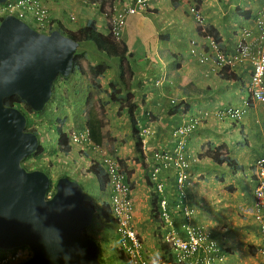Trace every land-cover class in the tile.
Returning a JSON list of instances; mask_svg holds the SVG:
<instances>
[{
  "label": "crops",
  "instance_id": "crops-1",
  "mask_svg": "<svg viewBox=\"0 0 264 264\" xmlns=\"http://www.w3.org/2000/svg\"><path fill=\"white\" fill-rule=\"evenodd\" d=\"M129 1L125 0V3ZM190 1L179 0L180 7L176 9L171 0H153V2L151 0L149 11L128 17L123 42L128 46L133 59L128 60L131 70H128L129 76L125 78L127 87L120 79V60L110 59L96 53L95 49L88 48L87 44H83L79 50L85 53L83 59L85 70L90 65L101 63L109 67L101 82V89L110 92V83H114L115 88L122 91L119 94L121 97L131 95V100L137 104V112L151 113L150 121L145 118L141 119V127H148L153 135L147 138L145 159L140 160V163L135 160V142L131 136L127 109L119 110L120 102H113L108 97L112 93H104V95L86 93L85 102L79 103V93L85 90L82 88L83 85L80 86L84 77L76 73L73 79L72 76L61 83V87L66 86V92L64 94L60 92L61 95H59L63 107L60 112L62 117H58L57 121L62 122V127L64 129L66 127L67 130L88 126L86 109L89 103H92L90 107L94 110L102 108L103 113H96V118L103 122L101 144L108 149L117 150L116 155L133 189L135 227L154 264H163L161 260L163 252L155 233L159 223L155 222L152 210L154 194L147 182L154 164L153 153L156 150L166 152L174 148L176 141H174L172 131L184 121V115L205 111L213 112L227 105L241 106L247 99L245 86L251 74L248 65L238 66L233 71L238 80H225L213 73L212 63L202 65L198 57L191 54V42L197 36L194 23L187 12L188 5L192 2ZM200 1L209 23L226 37L223 40L228 54L235 52L236 36L233 34L236 28H233L234 24L237 25L235 22L239 20V25L253 26V15L264 7V0ZM79 4L68 0L50 4L51 16L59 27L69 32L77 31L72 28L71 22H77L75 8ZM82 8L89 14L95 10L100 12L98 4L89 8L82 5ZM238 8L251 12L250 18L242 14L244 16L238 19ZM72 16L75 17V21L71 20ZM91 21H96L97 28L102 27L103 31L100 32L104 34L108 32L102 15L99 19L87 18L82 21L80 27H84ZM79 23L76 24L79 25ZM128 24L130 27L135 26L134 24L137 27L140 26V35L134 34L132 41L137 43L141 40L136 48L135 44L129 42ZM200 41L204 43L203 40ZM140 48L146 49L144 59H137L133 52L139 49L136 52L140 53ZM197 51H200V47ZM90 54L95 56L94 60L89 59ZM137 57H140V54H137ZM78 81H80L79 84ZM79 88L82 89L79 90ZM186 88L207 91L208 96L188 99L182 96ZM89 89L93 88L90 86ZM172 96H177L175 99L178 103L184 101L185 105L189 106L190 110L187 114L169 115L171 107L168 102ZM263 118L264 105H256L241 122H219L215 119L205 121L189 139L188 150L194 162L191 164L190 185L185 190V196L195 209V223L205 226L220 240L222 239L221 242L229 253L227 264H242L239 262L241 256H243V264H264V258L255 253V247L260 242L257 224L241 211L242 208L254 204L256 188L254 164L264 155V128L261 126ZM68 126L71 128L69 129ZM219 147L223 149L220 153L222 159H230L233 165L220 161L212 154L213 150ZM73 152H76L84 162L85 171L80 177L88 179L93 176L92 178L96 181L91 190L85 191V199L99 209L108 205L109 190L101 189L91 167L93 158L96 157L95 152L90 150V147L74 148ZM223 168H227L229 172ZM161 178L166 186L165 196L169 200L174 219L179 225L180 214L174 209L179 195L176 191V177L169 171L163 173ZM97 237L100 242L110 244L114 249L113 252L117 254L115 248L118 238L113 236L111 224H106V226L101 224V231ZM107 259L110 264L124 263L120 258L112 260L107 256Z\"/></svg>",
  "mask_w": 264,
  "mask_h": 264
},
{
  "label": "water",
  "instance_id": "water-1",
  "mask_svg": "<svg viewBox=\"0 0 264 264\" xmlns=\"http://www.w3.org/2000/svg\"><path fill=\"white\" fill-rule=\"evenodd\" d=\"M8 0H0L5 4ZM81 44L55 30L42 34L15 16L0 23V251L28 247L23 264H102L100 246L85 235L93 211L82 203V186L51 178L22 163L38 152V135L27 117L6 100L19 97L32 111H44L59 77L74 70Z\"/></svg>",
  "mask_w": 264,
  "mask_h": 264
},
{
  "label": "built area",
  "instance_id": "built-area-1",
  "mask_svg": "<svg viewBox=\"0 0 264 264\" xmlns=\"http://www.w3.org/2000/svg\"><path fill=\"white\" fill-rule=\"evenodd\" d=\"M55 1L57 0H9L7 3L0 5V22L4 17L14 15L21 20L34 22L36 28L40 32L48 33L53 25L48 4ZM73 1H80L84 5H89L95 0ZM97 1H99V3H104L103 16L116 41H120L122 38L127 17L147 9L144 0H138V6L136 7L127 5L125 8H121L120 4L117 3L118 0ZM191 13L196 21H203L202 15H200L195 7L191 9ZM72 20H74V17H72ZM256 23L261 33L260 41H258L264 44V10L260 12ZM212 46L217 49L214 42H212ZM256 49L250 48L253 53L248 54L240 48V55L245 59L252 58L251 61L255 66L253 75L254 87L252 91L253 101L264 104V46ZM218 56L220 60H224L220 52ZM246 106H250V103L247 102ZM236 114L241 115V112L237 111ZM196 124L197 123L193 121L178 129L176 135L180 138V143L174 154H156V165L151 174V179L156 184L155 189L158 193L163 194L165 185L163 182H160V174L163 171L173 169L178 176L177 188L178 191L182 192L178 207L183 211L185 216V223L182 225L184 231L183 235L173 230V223L168 210V202L165 199L161 202L162 219L165 224H167V231L164 238L173 249L176 264H224L225 259L221 256V251L218 248L217 241L213 238V233L204 227L194 225L192 222L193 210L188 205L187 197L183 194L189 181L188 169L190 167L185 151L186 138L189 133L195 129ZM150 134L151 131L149 128H144L141 131V135L144 137ZM88 141V134L72 135V142L74 145H82ZM94 148L97 151L102 150L98 146H94ZM103 163L111 189V206L113 212L121 220L123 234L131 240V245L124 244L131 264H148L146 254L136 237L135 231L132 229L134 207L131 199L132 189L127 182V176L122 171L118 161L106 155V153H104ZM260 165L261 178L257 189V203L254 207L245 209V213L252 216L259 226L261 239L260 245H258L256 251L259 256L264 257V160ZM22 256L23 254L18 252L10 257L0 259V264H8L9 262L20 259Z\"/></svg>",
  "mask_w": 264,
  "mask_h": 264
},
{
  "label": "clouds",
  "instance_id": "clouds-1",
  "mask_svg": "<svg viewBox=\"0 0 264 264\" xmlns=\"http://www.w3.org/2000/svg\"><path fill=\"white\" fill-rule=\"evenodd\" d=\"M9 1V0H8ZM7 1V2H8ZM58 1H66V0H57V1H55V2H52V3H56V2H58ZM68 1H70V2H77V3H80L81 5H83V6H86L87 8H89V7H93L94 5H96V4H98L99 5V8H100V12H101V15L103 16V7H104V3H99V1H97V0H95V1H92V3L91 4H89V5H84L83 3H81L80 1H73V0H68ZM6 2V3H7ZM52 3H49L48 4V7H49V10H50V4H52ZM0 5H3V4H0ZM193 7H195L196 8V10L200 13V15H202V18H203V21L202 22H198V21H196L195 20V17L193 16V14L191 13V9L193 8ZM147 8H150V6L149 7H147ZM264 10V7L261 9V10H259L257 13H255L254 15H253V17H252V19H253V26H246V25H239V20L238 21H236L235 23H237V25H235L234 24V27L233 28H235V30H234V32H233V34H235V36H236V45H235V52L233 53V54H228L226 51H223V52H220L222 55H223V58H224V60L222 61V60H220L219 59V54L217 55V56H215V54H214V52H217V53H219V51H216V49H214V48H212V42H214V41H216V36H215V34L214 33H211V31L208 29V26H211V24L209 23V21H208V19H207V17H206V15H205V13L203 12V6H202V3H194V2H191L190 3V7H189V9L187 10V12H188V15H189V17L192 19V21H193V23L196 25V24H198V25H200V27H201V29H202V36L204 37V39L210 44V46H209V48H208V50L207 51H205L204 53H203V57H201V58H199V61H200V64H202V65H204V64H208V63H212L213 64V69H212V71H213V73H215V74H219V73H221L225 68H228V69H230L231 71H232V73H233V71L238 67V66H243V65H248L249 67H250V80L248 81V83H247V85L245 86V90H246V93H247V99L241 104V106H222V107H220V108H218V109H216L215 111H213V112H210V114H208V115H205V117L203 116V114H204V112H202V113H192V114H189V115H184L185 116V119H184V121L179 125V128H181V127H184V126H186V125H188L190 122H193V121H195L197 124H196V127H195V129L191 132V133H189V135L187 136V138H186V149H185V151H186V155H187V159H188V161H189V163H190V167H189V169H188V175H189V181H188V183H187V185H186V188H185V190L188 188V186L190 185V168H191V164L194 162V160H193V157H192V155L189 153V150H188V145H189V139H190V137L192 136V135H194L198 130H199V128L205 123V121H207V120H210V119H215L216 121H219V122H225V121H230V122H241V121H243V119H244V117H245V115L247 114V113H249V111L253 108L254 109V107L256 106V105H264V104H262V103H259V102H254L253 101V97H252V91H253V87H254V85H253V75H254V71H255V66H254V64L252 63V58L250 57V59H245V58H243L241 55H240V48H242L243 49V51H245L246 53H253V52H251V50H250V48H260V47H263L264 46V44H261L259 41H260V31L258 30V28H257V18L259 17V14H260V12L261 11H263ZM144 12H147L146 10H144V11H141V13H144ZM140 14V13H139ZM8 16H14V15H8ZM240 16H242L243 17V15H238V19H239V17ZM7 17V16H6ZM6 17H4V18H6ZM16 17V16H15ZM50 17H51V21L53 22V25L51 26V28H50V31L48 32V33H43V32H40L37 28H36V26H35V24H34V22H28V21H24V20H22V21H24L26 24H28L30 27H32L33 29H35L36 31H38L39 33H42V34H50L52 31H55L56 30V28L59 26V25H57V22L54 20V18H52V16H51V10H50ZM72 17H74V16H72ZM72 17H71V20H72ZM3 18V19H4ZM18 18V17H17ZM103 18H104V16H103ZM248 18V17H247ZM3 19H2V21H3ZM19 19V18H18ZM21 20V19H20ZM104 20H105V24H106V26H107V30H108V32L106 33V34H110V35H112V33H111V30H110V28H109V26H108V24H107V21H106V19L104 18ZM1 21V22H2ZM72 21H75V17H74V20H72ZM0 22V23H1ZM126 24H127V21H126ZM126 27V26H125ZM213 27H215V26H213ZM216 28V27H215ZM217 29V28H216ZM218 31V30H217ZM124 32H125V30H124ZM102 33V32H101ZM113 36V35H112ZM123 36H124V33H123V35H122V38H121V40L120 41H117L118 43H121V42H123ZM114 37V36H113ZM115 39V38H114ZM259 40V41H258ZM83 45V44H82ZM81 45V46H82ZM81 46H80V48H81ZM80 48H79V50H80ZM256 49V50H257ZM79 50H78V52H79ZM77 52V53H78ZM256 52V51H255ZM87 70H88V68H87ZM86 70V71H87ZM73 72H74V70H73ZM76 73H78V72H76ZM76 73H72L71 74V76L70 77H72L73 75H75ZM80 74V73H79ZM81 75V74H80ZM219 76V75H218ZM70 77H68V78H64V79H57L56 80V87L58 86V83H60L59 81L60 80H63V81H65V80H68V79H70ZM82 77H84L85 79L88 77L89 79H90V81H92L91 80V77L90 76H88V75H82ZM220 77V76H219ZM62 78V77H61ZM263 78H264V76H263ZM104 79V78H103ZM102 79V80H103ZM81 81H83V79L81 80ZM78 82H80V81H78ZM102 82V81H101ZM63 83V82H62ZM61 84V83H60ZM84 84V83H83ZM94 84V83H93ZM93 84L91 85V87L93 88V89H95V87H93ZM61 87V86H60ZM101 90H104V89H101ZM54 91H55V83H54V86H53V93H54ZM59 91V87H57V92ZM97 91V90H96ZM105 92V91H104ZM109 92V91H108ZM109 93H112V91L110 90V92ZM102 95H104V93H102ZM53 97V96H52ZM247 102H249L250 103V106H246V103ZM27 105V104H26ZM28 106V105H27ZM90 106H92V105H90ZM28 108L31 110V108L28 106ZM85 108V107H84ZM89 109H93V108H89ZM89 109H86V118H87V121L89 122V118H91V117H93V116H96V115H94V113H92V115H90V114H87V111L89 110ZM32 111V110H31ZM241 112V115L239 114V115H237L236 114V112ZM34 112V111H33ZM43 112V111H42ZM205 112H209V111H205ZM41 113V112H40ZM187 114V113H186ZM30 118V117H29ZM58 118V117H57ZM62 119V118H61ZM30 121H31V119H30ZM57 122V121H56ZM57 124V127H62V122H60L59 123V121H58V123H56ZM27 125H28V120H27ZM261 126H262V128H264V118L262 119V121H261ZM31 129L32 128H36L37 129V127L35 126V125H32L31 127H30ZM63 128V127H62ZM144 128H148V127H141V131H142V129H144ZM178 128V129H179ZM78 129V128H77ZM77 129L75 130H73V129H70V130H67V128L65 127V129L63 128V130L69 135V139H70V144H71V146H72V152L71 153H73V149L74 148H83V147H90V150L92 149L94 152H95V155H96V157L95 158H93V161H92V164H91V167L93 168V172H94V174H95V168H96V166H95V164H99L100 166H101V168H102V170H103V172H104V174H105V176H104V182H105V186H104V188H102L101 187V189L102 190H104L105 188H107L108 190H109V203H108V205H105V206H102L100 209L99 208H97L92 202H90V201H88V200H86L85 198H86V196H85V191H84V189H83V191H84V195H83V200H82V203L84 204V206H86V203H90V204H92L93 205V207H94V209H91L90 207H88V206H86L87 208H89V209H91L92 211H93V214H94V218H93V222H92V224H91V226H89L88 228H86L85 229V231H84V233H85V235L86 236H88L89 238H91V239H93L94 241H96L97 243H98V245L100 246V257H99V261L102 263V264H110L109 263V259H107V256H109V258L110 259H112V260H114V259H121V260H123L124 261V263L123 262H121L122 264H131V261H130V258H129V256H128V254H127V251H126V248H125V243L127 244V245H131V240L127 237V236H125L124 234H123V232H122V226H121V220L119 219V217H117L115 214H114V212H113V209H112V206H111V189H110V186H109V183H108V179H107V174H106V169H105V167H104V163H103V159H104V153H106V155H109L110 157H112V158H114V159H116L117 161H118V163H119V165H120V167H121V169H122V171L124 172V174L127 176V182L129 183V185H130V187H131V189H132V185H131V183H130V181H129V179H128V175H127V173L125 172V170L123 169V167H122V165H121V163H120V160H119V158H118V156L116 155V153H117V150H115V149H108V148H106L103 144H96L95 142H93L92 140H91V137H90V132H89V129H88V126L86 127V128H84L85 130H80V129H78V130H80L81 132H77ZM26 130H27V128H26ZM151 131V130H150ZM28 132H30V131H28ZM152 132V131H151ZM35 133V132H34ZM37 133H38V131H37ZM36 133V134H37ZM86 134H88V136H89V141L88 142H86V143H84V144H82V145H74L73 144V142H72V135H86ZM38 135V134H37ZM142 136V135H141ZM143 137V144H144V149H145V147H146V145H147V143H146V141H147V138L148 137H150V135H148L147 137H144V136H142ZM57 142H58V139H57ZM94 146H98V147H100L102 150H100V151H97L95 148H94ZM40 147V146H39ZM177 148H178V146L176 147V149L174 150V151H168V152H164V153H168V154H174L175 152H176V150H177ZM58 152H59V154L60 155H64V154H62L61 153V151H60V148H59V146H58ZM222 150L223 149H221L219 152L217 151V148L216 149H214L213 150V152H212V154L213 155H215V156H217L218 158H219V160L220 161H222V162H224L223 160H222V156L220 155V153L222 152ZM43 151H44V149H43ZM43 151H42V153H43ZM217 153H216V152ZM38 152H39V150H38ZM42 153H40V154H42ZM70 153V154H71ZM36 154V153H35ZM39 154V155H40ZM69 154V155H70ZM157 154H163V152H161V153H157ZM223 154V153H222ZM64 156H66V155H64ZM68 156V155H67ZM153 160H154V164H153V166H152V170H151V172H150V174L148 175V177H150V181H151V183L153 184V187H152V190H153V194H157L158 195V197L160 198V200H159V214H158V217H157V219H155V216H154V219H155V222L156 223H159V226H158V229H156V238H157V240H158V242H159V245H160V247H161V245L162 244H165V245H167L169 248H170V257H168L167 256V254L162 250V252H163V256H162V261H163V264H176V262H175V259H174V253H173V249H172V247L166 242V240H165V238H164V235H165V233H166V231H167V228H166V225L167 224H165V222H164V220L162 219V208H161V202H162V200L163 199H165L167 202H168V210H169V212H170V215H171V219H172V223H173V230L176 232V233H178V234H181V235H183L184 234V231H183V229H182V225L185 223V216H184V213H183V211L178 207V205H179V198H180V196L182 195V192H180V191H178V188H177V180H176V191H177V193L179 194L178 195V197H177V200H176V205H175V207H174V209L175 210H177L178 212H179V214H180V224L178 225V223L176 222V220L174 219V216H173V211L171 210V208H170V203H169V200L167 199V197L165 196V190H166V186H165V188H164V192H163V194H160V193H158V191L155 189L156 188V184L152 181V179H151V174H152V172H153V170H154V168H155V165H156V163H155V155H154V158H153ZM264 160V155L263 156H261L259 159H257L256 160V162H255V164H254V175H255V177H256V188H255V192H254V204L252 205V206H249V207H245V208H242L241 209V211L246 215V216H248V217H250V218H252L254 221H255V219L252 217V216H250V215H248L247 213H245V209H248V208H250V207H254L255 205H256V203H257V199H256V196H257V189H258V187H259V182H260V171H261V165H260V163L262 162ZM25 161V160H24ZM23 161V162H24ZM225 162H227V161H225ZM229 165H233V163L230 161V163H228ZM23 165V164H22ZM24 167V166H23ZM25 168V167H24ZM26 169V168H25ZM27 170V169H26ZM28 171H35V170H28ZM40 171V170H39ZM99 171V170H98ZM170 171V173H173L174 175H176V172H175V170H169ZM169 171H163L161 174H160V182L162 183H164V185H165V182L162 180V178H161V176H162V174L163 173H166V172H169ZM45 173V172H44ZM47 174V173H46ZM48 175V174H47ZM96 175V174H95ZM49 176V175H48ZM50 177V176H49ZM96 177H97V175H96ZM51 178V177H50ZM62 178H64V177H62ZM52 180V179H51ZM98 180V179H97ZM58 181V180H57ZM57 181L55 182V183H53L52 182V186H51V189H50V192H49V196H52L54 193H55V191H56V183H57ZM72 181H74V180H72ZM76 182H78V181H76ZM99 182V181H98ZM79 184H80V182H78ZM81 185V184H80ZM82 186V185H81ZM83 188V187H82ZM185 190H184V195H185ZM152 194V195H153ZM131 199H132V202H133V207H134V209H133V220H132V229L135 231V233H136V237H137V239H138V241H139V243L141 244V246H142V248H143V250H144V253L146 254V258H147V260H148V264H154L153 263V261L151 260V258H150V253H148V251H147V247L145 246V244H144V242H143V240H142V238L140 237V235L138 234V232H137V230H136V227H135V218H134V212H135V203H134V200H133V189H132V195H131ZM187 201H188V198H187ZM188 205L190 206V208L193 210V215H192V222L194 223V225H198V224H196L195 223V221H194V216H195V209H194V207L189 203V201H188ZM98 221L99 223H101L103 226H106V224H111L112 226H113V236H117V238H118V244H117V246H116V248H115V250H116V252H117V254L116 253H114L113 252V248L111 247V245L110 244H105L104 242H99V241H97L90 233H91V231H92V227H93V225L95 224V222L94 221ZM256 222V221H255ZM256 224H257V222H256ZM198 226H200V227H204V228H206L205 226H201V225H198ZM257 227H258V231H259V226H258V224H257ZM207 229V228H206ZM208 230V229H207ZM211 232V231H210ZM214 235V234H213ZM259 235H260V232H259ZM260 239H261V236H260ZM258 245H260V242H259V244ZM258 245L255 247V253L257 254V251H256V248L258 247ZM104 251V252H103ZM4 253H0V259H4V258H6V257H10V256H12V255H14V254H16V253H18V252H21L22 254H23V256L20 258V259H18V260H16V261H13V262H9L8 264H23L24 262H26V261H28L31 257H32V252L29 250V248L28 247H23V248H20V249H17V250H13V251H3ZM107 252H109L110 254H107ZM113 253V254H112ZM144 254V255H145ZM258 255V254H257ZM259 256V255H258ZM224 257V264H227V260H228V255L227 256H223ZM259 257H262V256H259ZM262 258H264V257H262Z\"/></svg>",
  "mask_w": 264,
  "mask_h": 264
},
{
  "label": "trees",
  "instance_id": "trees-1",
  "mask_svg": "<svg viewBox=\"0 0 264 264\" xmlns=\"http://www.w3.org/2000/svg\"><path fill=\"white\" fill-rule=\"evenodd\" d=\"M144 1L146 3L147 7H149L150 5H149L148 0H144ZM191 1L194 3H201L200 0H191ZM117 3L120 4L121 8H125L127 5H130L131 7L138 6V0H130L129 2H126V3H125V0H118ZM171 3L173 5V7L176 9L180 7L179 0H171ZM189 7H190V4L188 5V9H189ZM149 9L150 8H147L146 11H149ZM237 13H239V15L245 14L248 18H250V16H251V14H250L251 12L243 11L242 8H238ZM134 15H139V13L134 14ZM134 15H129V16H134ZM128 17H127V19H128ZM194 26L196 29L197 38L191 42V45H192L191 54L194 57H198V59H199V58L203 57V53L208 50L210 44L202 36V29H201L200 25L194 24ZM213 26L214 25L208 26V29L211 31V33H214L216 36V38H215L216 41H214L215 46L217 47L216 50H219V52H223V51L227 52L226 45L224 44V40H223V38H226V37L220 31H217V29ZM125 28H124V30H125ZM56 30H58L62 34L72 38L73 40L77 41L81 45L82 44H93L99 53H101L102 55H105L106 57H108L110 59L120 60V62H121L120 79L124 83V85L126 86L125 78H126V76H129L128 70L129 69L131 70V66H130V63L128 60L133 59V55L131 54V52H129V48L124 42L118 43L114 39V37L112 35H110L109 33L108 34L101 33L96 26V21L89 22L87 25L78 29L75 32H69L61 26L60 27L58 26L56 28ZM123 33H125V32L123 31ZM163 36L166 37L165 35H163ZM200 40H203L204 43H202ZM198 47H200V51H197ZM212 48H214V47L212 46ZM202 49L204 51H201ZM214 54H215V56H217L219 53L214 52ZM84 58H85V53L78 52L76 54L75 61H74V72L73 73L78 72L81 75L90 76L92 82L94 83L93 85H94L95 89L99 92L101 90V81L104 78V75H105V73L109 67L106 64L101 63V64H96V65H90L88 67V70L86 71L83 67V59ZM218 75L220 76V78L225 79V80H234V81L238 80V78L228 68H225ZM59 79H64V78L60 77ZM158 84L159 83H157V85ZM110 90L112 91V95H108V97H110L111 101H113V102H115V101L120 102L119 110L121 111L123 109H127L130 128H131V136L135 142L134 143V150L136 153V159L135 160H136V162L140 163V160L142 161L145 159V154H144L145 149H144V144H143L144 139L141 136V119L145 118V119H148L150 121L151 113L145 112L142 114L141 111L137 112V104L131 100V95L128 94L125 97H121V95H119V94H121L122 91L117 90L115 88L114 83H110ZM98 94H102V93H98ZM182 96H185L188 99H192V98L194 99V98H198V97H207L208 92L203 91V90L198 89V88H192V89L186 88L183 90ZM176 97L172 96L169 99L168 103H169V106L171 107V108H169L170 109L169 115L176 116V115H179L181 113H185V114L188 113L190 110L189 106L185 105L184 101H180L178 103L177 99H175ZM6 105L9 107H15V108H18L19 110H21L25 114V116L27 117V120H28L27 131L37 133L36 128H32V129L30 128L32 126L31 125L32 123L31 124L29 123L30 119H29L28 112H26L24 109V106H26L28 108L26 103H24L19 97H13V98L6 100ZM30 112L34 113L31 110H30ZM208 114H210V112H204L203 116L205 117V115H208ZM102 125H103L102 120L101 121L98 120L96 118V116L89 118L88 129L90 132V137H91V140L93 142H95L96 144H101L102 140H103ZM178 128H179V125L177 127H175L172 131V136L174 138V141H176V142H174L175 145L171 151H174L180 143V138L177 137V135H176ZM56 132H57V136H58V146L60 148L61 153L66 155V156L69 155L72 152V146L70 144L69 135L63 130L62 127H56ZM152 135L153 134L151 132L150 137ZM221 149L222 148L219 147V148H217V151L219 152ZM42 151H43V146L40 145L39 152H37L36 154L27 158L22 163L23 166L27 170H29L26 163L29 160L31 161L34 157H36L40 153H42ZM161 152L164 153L165 151L156 150L153 154L156 157V154L161 153ZM166 152H168V151H166ZM207 152H211V151H207ZM154 155H153V157H154ZM222 160L224 162L227 161V163H230V159L223 158ZM32 162L35 163L34 161H32ZM32 162H31V164H32ZM95 166H96L95 174L97 175V179L100 183V186L102 188H104V186H105V182H104L105 181L104 180L105 174H104V172H103V170L99 164L98 165L95 164ZM175 177H176L175 180H177V177H178L177 174L175 175ZM147 179H148L147 182L149 184V187L152 189L153 184L150 181V177H148ZM159 200H160V198L155 193L152 196V210L154 212L155 219H157L158 214H159ZM86 206L90 207L91 209H94L93 205L90 203H86ZM179 218H180V216H179ZM213 238L218 243L217 245L221 251V256H227L229 253L224 248V245L221 242L222 239L220 240L216 235H213ZM161 249L167 254L168 257H170V248L167 245L162 244Z\"/></svg>",
  "mask_w": 264,
  "mask_h": 264
},
{
  "label": "rangeland",
  "instance_id": "rangeland-1",
  "mask_svg": "<svg viewBox=\"0 0 264 264\" xmlns=\"http://www.w3.org/2000/svg\"><path fill=\"white\" fill-rule=\"evenodd\" d=\"M150 1L151 0H148L149 3H150ZM152 2H153V0H152ZM75 14L77 17V22H80V23H79V25H77L76 24L77 22L76 23L71 22V24L73 25L72 28L77 29V30H78V28H81L80 24H82V21L86 20L87 18L94 20V19H99L101 16L100 12L97 10L92 12V14L87 13V11L84 10L82 8V5L80 6V4L75 8ZM134 25L135 26H132V27H130V24L127 25V36L129 38V42L131 44H135L134 47L136 48V45L139 44L141 42V40H138L137 43L132 42V41L134 40V34L138 33L140 35V26L137 27L136 24H134ZM96 26H98L97 23H96ZM157 27H158V29L160 28L158 24H157ZM98 30L103 31L102 27H98ZM87 47L90 49L94 48L96 53L98 52V50L96 49V47L93 44H87ZM138 50L139 49H137V50L135 49L133 51V52H135V57L137 59H139V58L144 59L146 57L145 56L146 49L140 48V53L136 52ZM99 54H101V53H99ZM137 54H140V57H137ZM94 57L95 56L90 54L89 59L94 60ZM137 63H139V62H137ZM140 63L145 65V63H143L141 61H140ZM120 75H121V73H120ZM73 78H74V76L72 77V79ZM59 82L62 83L63 80H60ZM60 83H58L57 87L61 86ZM79 83L80 82H78V84ZM92 84H93V82L90 81V79L88 77L86 79L85 78L83 79L82 84L80 83V86L83 85L82 88H84L85 90H83V91H81V93H79V98H78L79 103L85 102V98L87 97L86 93H109V92H104V90H100L99 92L96 91L95 89L90 90L89 87ZM56 85L57 84L55 82V91L53 93V97H52L51 101L47 104V106L45 107L43 112L32 113V112H30L29 108L24 106L25 111L28 112V115L30 117L29 119H31V122L29 121V123L30 124L32 123L31 125H35L37 127L39 142H40V145H42L43 149H44L42 154L37 155L31 161L29 160L26 163V165L28 166L29 170H40V171L47 173L51 177L53 183H55L60 178L65 177V178H68L70 180L80 182L84 191H88V190L92 189V187L95 185L96 181L92 178L93 176H91V178H88V179H85V178L83 179L80 177L81 173H83L85 171L83 160H81L79 158V156H78V154H76V152H73L68 156H64V155H60L58 150H57L58 149V142H57L58 136H57V132H56V127H57L56 123H58L57 117H62V116H60L61 115L60 112H62L61 108L63 107V104H62V101H61L59 95H61V93L64 94L66 92V86L60 87V90L57 92ZM93 87H94V85H93ZM82 88H79V90ZM90 105H92V103H89V105L87 106V109L90 108ZM64 109H66V108H64ZM98 112L103 113L102 108H98L97 110L89 109L87 111V114L92 115V113H94V115H96V113H98ZM80 115H81V113H80ZM69 127L70 126H68V128ZM72 128H73V124H72ZM73 129H75V128H73ZM78 129L85 130L84 127H79ZM78 129H77V132L78 133L81 132ZM32 161H34L36 164L33 163ZM31 162H32V164H31ZM223 170H226L229 172V170L227 168H223ZM197 211H198V208H197ZM197 213H199V212H197ZM94 222H95V224L93 225L92 231L90 234L97 241H99L97 235L101 231V224L96 220ZM237 247H239V246H237ZM0 253H4V252L0 251ZM107 254H110V253L107 252ZM230 257H231V255H230ZM239 262H241L243 264V262H244L243 256H241L239 258Z\"/></svg>",
  "mask_w": 264,
  "mask_h": 264
}]
</instances>
